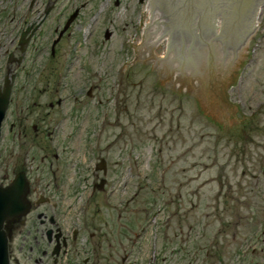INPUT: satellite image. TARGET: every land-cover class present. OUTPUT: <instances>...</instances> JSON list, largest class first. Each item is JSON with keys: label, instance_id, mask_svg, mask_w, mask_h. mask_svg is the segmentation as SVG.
<instances>
[{"label": "rangeland", "instance_id": "374dc122", "mask_svg": "<svg viewBox=\"0 0 264 264\" xmlns=\"http://www.w3.org/2000/svg\"><path fill=\"white\" fill-rule=\"evenodd\" d=\"M140 13V0H0V87L15 76L0 184L57 154L59 211L83 227L95 215L101 264H264V6L236 85L224 87L241 110L225 130L194 96L158 88L148 64L118 71Z\"/></svg>", "mask_w": 264, "mask_h": 264}, {"label": "water", "instance_id": "95a60500", "mask_svg": "<svg viewBox=\"0 0 264 264\" xmlns=\"http://www.w3.org/2000/svg\"><path fill=\"white\" fill-rule=\"evenodd\" d=\"M263 1L140 0L137 43H123L129 45L131 60L121 62L118 71L133 63L148 64L158 88L194 96L202 116H211V122L225 130L227 122H241V110L226 100L224 87L236 85L241 56L246 53L243 46L254 34ZM76 17L77 13L72 15L59 39ZM29 31L20 41L23 53ZM12 86L7 77L0 88V137ZM99 169L106 170L104 160ZM28 190L24 175L0 187V264H10V234L4 232V224L27 215Z\"/></svg>", "mask_w": 264, "mask_h": 264}, {"label": "flooded vegetation", "instance_id": "af4514ba", "mask_svg": "<svg viewBox=\"0 0 264 264\" xmlns=\"http://www.w3.org/2000/svg\"><path fill=\"white\" fill-rule=\"evenodd\" d=\"M35 131L38 132V127ZM50 134L48 132L47 136ZM55 158L59 161L58 156L55 155ZM34 168L33 165L26 167L22 164L13 168L14 178L24 173L28 181L30 211L20 222L13 224L9 240L10 264H101L105 261L104 246L101 241L95 240L97 225L90 221L95 215H90L84 227L72 217L68 221V215L59 211L56 185L60 166L51 163L43 169L40 166ZM86 232H89L88 245L81 247L79 241ZM26 251L31 257L26 256Z\"/></svg>", "mask_w": 264, "mask_h": 264}, {"label": "bare ground", "instance_id": "6f19581e", "mask_svg": "<svg viewBox=\"0 0 264 264\" xmlns=\"http://www.w3.org/2000/svg\"><path fill=\"white\" fill-rule=\"evenodd\" d=\"M260 11H261V8H260ZM260 11H259V15H260ZM258 20H256V23H255V26H254V34L257 32V27H258ZM254 34H252L249 39H247L246 43L244 44L243 46V49L245 50V48L248 46L250 40L252 39V37L254 36Z\"/></svg>", "mask_w": 264, "mask_h": 264}]
</instances>
